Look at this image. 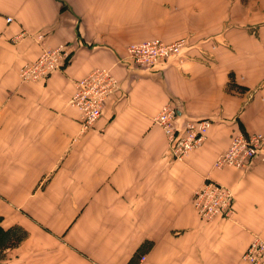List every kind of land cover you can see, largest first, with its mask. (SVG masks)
<instances>
[{"label":"crops","instance_id":"1","mask_svg":"<svg viewBox=\"0 0 264 264\" xmlns=\"http://www.w3.org/2000/svg\"><path fill=\"white\" fill-rule=\"evenodd\" d=\"M151 37L185 44L136 66L127 44ZM59 44L57 70L20 79ZM95 68L118 87L83 130L69 100ZM168 103L179 128L211 120L183 160L153 121ZM238 131L264 133V0H0V264H249L264 240V146L245 168L212 165ZM207 179L232 190L230 218L194 210Z\"/></svg>","mask_w":264,"mask_h":264},{"label":"built area","instance_id":"2","mask_svg":"<svg viewBox=\"0 0 264 264\" xmlns=\"http://www.w3.org/2000/svg\"><path fill=\"white\" fill-rule=\"evenodd\" d=\"M181 46L182 40L165 44L158 38H152L140 43H131L126 51L127 57L135 65L149 67L170 55H178ZM68 53L64 44L43 47L35 60L20 68V79L36 81L45 78L62 65ZM117 87V79L105 68H95L75 81V90L70 104L78 109L83 130L91 127L99 118L105 100L117 90ZM154 121L163 130L172 156L178 160H182L205 140L210 126L208 119L188 120L183 130L179 132L177 110L169 103L161 107ZM263 142L264 136L261 134L237 133L232 137L228 148L216 157L214 166L245 168L252 159L259 156ZM194 195V207L201 217L209 219L217 214L230 216L233 197L227 187L213 181H206ZM242 257L249 264H264V240L258 237L253 238Z\"/></svg>","mask_w":264,"mask_h":264},{"label":"rangeland","instance_id":"3","mask_svg":"<svg viewBox=\"0 0 264 264\" xmlns=\"http://www.w3.org/2000/svg\"><path fill=\"white\" fill-rule=\"evenodd\" d=\"M152 38H155V37H151V38H148V39H152ZM158 39H160V38H158ZM145 40H147V39H145ZM160 40H162V39H160ZM176 40H182V46H181V48H180V49H181L180 53H179L178 55H173V56L170 55V56H168V57H166V58L160 60V62L166 61V60L170 59L171 57H178V56L181 54L182 49H183L184 44H185V39H184V38H178V39H176ZM176 40H174V41H176ZM142 41H143V40H141V41H135V42H137V43L139 42V43H140V42H142ZM162 41H163L165 44H166V43H167V44L174 43V41H171V42H166V41H164V40H162ZM135 42H131V43H135ZM131 43H129V44H131ZM129 44H127V46H128ZM59 45H61V44H59ZM64 45H65V44H64ZM57 46H58V45H57ZM65 46H66V45H65ZM127 46H126V49H127ZM54 47H55V46H54ZM68 54H69V53H68ZM126 55H127V51H126ZM37 57H38V56H37ZM68 57H69V55H68V56L66 57V59H64L63 61L65 62V61L68 59ZM131 61H132V60H131ZM64 62H63V63H64ZM132 62H133V61H132ZM160 62L158 61L157 63L153 64L152 66L144 67V68H151V67L155 66L156 64H158V63H160ZM63 63H62V64H63ZM134 64H135V63H134ZM136 66H137V65H136ZM21 67H22V66H21ZM105 69H107V68H105ZM108 70H109V69H108ZM109 71H110V70H109ZM81 78H82V77H81ZM77 80H78V79H77ZM70 99H71V97H70ZM69 102H70V100H69ZM75 108H76V107H75ZM76 109H77V108H76ZM77 110H78V109H77ZM154 117H155V116H154ZM203 119H206V118H203ZM198 120H199V119H198ZM208 120H209V119H208ZM153 121H154V118H153ZM95 122H96V121H95ZM154 122H155V121H154ZM155 123H156V122H155ZM93 124H94V123H93ZM93 124H92V126H93ZM210 124H211V120H210ZM92 126H91V127H92ZM91 127H88L87 129H89V128H91ZM178 128H179V127H178ZM183 128H184V126H183L182 128H179V132H181V131L183 130ZM87 129H86V130H87ZM237 133H242V134H244V135H249V134H252V133H253V134H261L262 136H264V133H262V132H248V133H244V132H242V131H238V132H235V133L230 137V141H231L232 137H233L235 134H237ZM201 144H202V143H201ZM201 144H200V145H201ZM229 144H230V142H229ZM228 146H229V145H228ZM263 146H264V142H263L262 147H263ZM262 147H261V149H262ZM196 148H197V147H196ZM227 148H228V147H227ZM227 148H226V149H227ZM226 149H225V150H226ZM261 149H260V151H261ZM193 150H194V149H193ZM225 150H224V151H225ZM190 152H191V151H190ZM190 152H189V153H190ZM189 153H188V154H189ZM188 154H187V155H188ZM185 157H186V156H185ZM185 157H184V158H185ZM173 158H174V157H173ZM184 158H183V159H184ZM183 159H182V160H183ZM215 159H216V158H215ZM252 160H253V159H252ZM252 160H251V161H252ZM214 161H215V160H214ZM214 161H213V164H212L213 166H214ZM251 161H250V162H251ZM250 162H249V163H250ZM249 163H248V164H249ZM248 164H247V165H248ZM214 167H215V166H214ZM216 168H217V167H216ZM206 181H213V182H216V181H214V180L207 179V180H204V181L201 183V185H202L204 182H206ZM216 183L221 184V183H219V182H216ZM201 185H200V186H201ZM221 185H223V184H221ZM200 186L197 187V188L195 189V191H194V193H193V196H192V198H191V203H192L193 208H194L195 211H196V209H195V207H194V197H195L194 194H195V192L197 191L198 188L200 189ZM223 186H225V185H223ZM225 187H227V186H225ZM227 188H228V187H227ZM228 189H229V190L231 191V193H232V190H231L230 188H228ZM232 197H233V193H232ZM233 211H234V209H233V199H232V205H231V210H230V212H231V213H230V216L228 217V216H225V215H223V214H220V215L217 214V215H216L215 217H213V218H216V217L230 218V217L232 216V214H233ZM196 212H197V211H196ZM197 214H198V212H197ZM198 215H199V214H198ZM199 216H200V215H199ZM200 218L203 219L204 221H210V220L213 219V218L205 219L203 216H202V217L200 216ZM6 237H7V238H6ZM6 237H5V239L3 238V239H4V241L2 240L3 242H0V247L3 246V245H5V244H7V241H8L9 238H10V234H9L8 236H6ZM10 243H11V242H10Z\"/></svg>","mask_w":264,"mask_h":264},{"label":"trees","instance_id":"4","mask_svg":"<svg viewBox=\"0 0 264 264\" xmlns=\"http://www.w3.org/2000/svg\"><path fill=\"white\" fill-rule=\"evenodd\" d=\"M6 235H7V232L4 231V230H2V229L0 228V242H3V241H4ZM3 238H4V239H3ZM2 240H3V241H2Z\"/></svg>","mask_w":264,"mask_h":264}]
</instances>
